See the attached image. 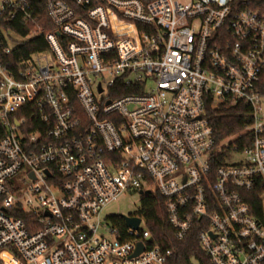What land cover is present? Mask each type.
<instances>
[{
  "label": "built area",
  "instance_id": "obj_1",
  "mask_svg": "<svg viewBox=\"0 0 264 264\" xmlns=\"http://www.w3.org/2000/svg\"><path fill=\"white\" fill-rule=\"evenodd\" d=\"M0 30V264H168L139 210L104 218L127 192L210 264H264V0H0Z\"/></svg>",
  "mask_w": 264,
  "mask_h": 264
},
{
  "label": "trees",
  "instance_id": "obj_2",
  "mask_svg": "<svg viewBox=\"0 0 264 264\" xmlns=\"http://www.w3.org/2000/svg\"><path fill=\"white\" fill-rule=\"evenodd\" d=\"M20 34H26L24 26H18L16 23L9 25ZM1 33V30H0ZM46 47V43L42 38L32 39L25 42L20 49H16L14 53L20 52L27 54L31 51ZM127 90L125 92H131ZM122 93L114 94L120 95ZM244 109L240 105L227 104L221 105L215 109L209 107L212 114L211 123L218 140H222L230 135L241 131L246 123V117L240 113ZM139 213L147 220V225L152 232L156 243L164 248H173L174 254L169 259L168 264H210L209 257L202 251L198 238V229L194 228L189 235L183 240H177L174 237V229L168 220L166 210V198L160 193H154L144 196L141 199ZM26 220L29 218L27 214L21 213ZM112 223L119 226H125L123 215H113L110 217Z\"/></svg>",
  "mask_w": 264,
  "mask_h": 264
},
{
  "label": "rangeland",
  "instance_id": "obj_3",
  "mask_svg": "<svg viewBox=\"0 0 264 264\" xmlns=\"http://www.w3.org/2000/svg\"><path fill=\"white\" fill-rule=\"evenodd\" d=\"M143 195L140 192H127L118 197L117 200L110 203L105 211L104 218H109L113 215L134 214L139 210Z\"/></svg>",
  "mask_w": 264,
  "mask_h": 264
},
{
  "label": "water",
  "instance_id": "obj_4",
  "mask_svg": "<svg viewBox=\"0 0 264 264\" xmlns=\"http://www.w3.org/2000/svg\"><path fill=\"white\" fill-rule=\"evenodd\" d=\"M124 219L126 220V223L128 226L130 227H134L137 228L141 218L138 216H131V214H127V215H123ZM144 246L142 243L138 244V248L136 250V252L134 253V255H138L142 250H143Z\"/></svg>",
  "mask_w": 264,
  "mask_h": 264
}]
</instances>
